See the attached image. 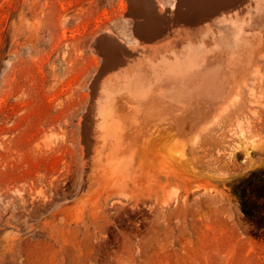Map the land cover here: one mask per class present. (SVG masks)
I'll return each instance as SVG.
<instances>
[{"label": "rangeland", "instance_id": "rangeland-1", "mask_svg": "<svg viewBox=\"0 0 264 264\" xmlns=\"http://www.w3.org/2000/svg\"><path fill=\"white\" fill-rule=\"evenodd\" d=\"M127 1L0 0V264H264L263 1L222 6L189 35L203 66L232 78L202 113L188 88L156 108L117 89L133 116L115 155L98 154V181L82 140L105 103L92 92L97 40L132 49L119 82L151 70L138 53L159 44Z\"/></svg>", "mask_w": 264, "mask_h": 264}, {"label": "bare ground", "instance_id": "bare-ground-1", "mask_svg": "<svg viewBox=\"0 0 264 264\" xmlns=\"http://www.w3.org/2000/svg\"><path fill=\"white\" fill-rule=\"evenodd\" d=\"M128 1L130 14L134 15L133 24L139 34L151 36L149 41H157L160 45H149L138 53V60L142 58L145 62L151 60L148 65L151 70L145 68L147 67L145 63H140L136 68L128 70L127 74L123 75V82H119L117 78L122 77L119 72L123 68L121 67L123 63L120 61L122 59L124 61L126 53L131 52L132 49L115 34L103 32L102 37L97 40V49L101 53L103 65L94 77L92 92L95 96L105 97V103L102 106L98 103L96 119L85 120L82 140L85 154L89 159L88 172L91 178L95 174L98 181L102 180L101 173H98V154L110 146L109 149H113L112 154L115 155L120 138L128 131V123L131 124L127 122V118L133 116L126 107L123 111L116 108L117 89L126 91L124 96L127 104L132 105L138 97L142 104L156 108L164 104L167 99L180 98L181 96L177 95L180 90L188 88L197 93L198 97V101L191 102L188 109L198 114L203 111L202 103L209 100L212 94H214V101L226 95L230 91L232 82L230 75L218 74L216 67L203 66L196 56L195 48L186 44L189 35L192 36L195 29L203 23H205L203 28L206 32L214 28L212 24L220 8L232 5L237 0H227V2L226 0L223 2L219 0ZM262 1L264 3V0ZM223 20L222 25L230 29L236 28L233 22L227 23L229 20ZM190 27L192 30H189ZM196 34L201 38L202 33L199 30ZM103 87L108 90L106 93ZM238 91L239 89H234L233 98H236ZM164 121L161 119V122ZM168 138L167 134H164L156 145ZM107 142L110 144L108 145ZM196 192L197 190L193 192V195Z\"/></svg>", "mask_w": 264, "mask_h": 264}]
</instances>
